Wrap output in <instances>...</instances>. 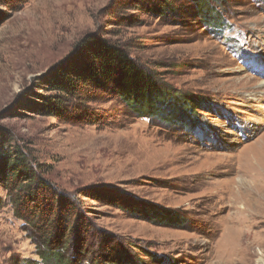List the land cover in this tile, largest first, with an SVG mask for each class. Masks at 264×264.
I'll return each mask as SVG.
<instances>
[{
  "label": "rangeland",
  "instance_id": "rangeland-1",
  "mask_svg": "<svg viewBox=\"0 0 264 264\" xmlns=\"http://www.w3.org/2000/svg\"><path fill=\"white\" fill-rule=\"evenodd\" d=\"M200 2L1 1L0 140L140 264H264V0ZM91 37L124 48L186 109L145 118L89 89L92 124L66 95L52 114L55 76ZM5 188L0 264L37 260ZM151 206L167 221L143 220Z\"/></svg>",
  "mask_w": 264,
  "mask_h": 264
},
{
  "label": "trees",
  "instance_id": "trees-1",
  "mask_svg": "<svg viewBox=\"0 0 264 264\" xmlns=\"http://www.w3.org/2000/svg\"><path fill=\"white\" fill-rule=\"evenodd\" d=\"M200 3L203 7V0ZM207 24L213 26V23ZM65 64L52 85L64 97L50 98L52 114H56L67 96L71 98L70 106L79 112V120L92 124L96 114L86 107V103L95 102L96 98L79 96L82 91L88 93L89 89L116 96L145 118L161 117L163 110L177 117L188 105V98L181 101L172 99L180 97L169 96L153 73L135 62L124 48L105 39L86 38L77 45ZM176 122L182 123V120ZM6 142V139L0 140V183L5 184L10 195L15 217L29 227L28 235L38 258L16 264H140L127 250H122L120 243L107 241L86 229L90 225L84 223L88 219L81 211L83 207L41 177L24 150L6 151ZM149 210L151 217H143V220L159 217V220L167 221L168 217L158 207L151 206ZM132 211L141 213L145 209ZM82 231L84 233L81 234ZM84 235L85 240H82L80 236ZM91 240H99L102 245L90 251Z\"/></svg>",
  "mask_w": 264,
  "mask_h": 264
},
{
  "label": "bare ground",
  "instance_id": "bare-ground-1",
  "mask_svg": "<svg viewBox=\"0 0 264 264\" xmlns=\"http://www.w3.org/2000/svg\"><path fill=\"white\" fill-rule=\"evenodd\" d=\"M262 86H264V82L262 83Z\"/></svg>",
  "mask_w": 264,
  "mask_h": 264
}]
</instances>
